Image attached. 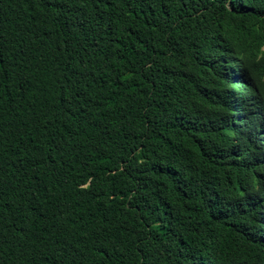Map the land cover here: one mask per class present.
<instances>
[{
  "label": "trees",
  "instance_id": "trees-1",
  "mask_svg": "<svg viewBox=\"0 0 264 264\" xmlns=\"http://www.w3.org/2000/svg\"><path fill=\"white\" fill-rule=\"evenodd\" d=\"M0 264H264V0H0Z\"/></svg>",
  "mask_w": 264,
  "mask_h": 264
}]
</instances>
